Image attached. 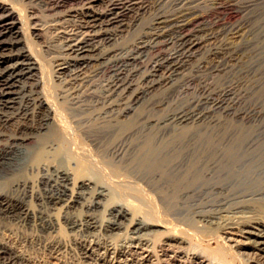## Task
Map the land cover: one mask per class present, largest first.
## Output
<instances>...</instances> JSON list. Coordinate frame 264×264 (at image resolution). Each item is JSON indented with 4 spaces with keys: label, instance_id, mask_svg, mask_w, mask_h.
I'll return each instance as SVG.
<instances>
[{
    "label": "bare ground",
    "instance_id": "obj_1",
    "mask_svg": "<svg viewBox=\"0 0 264 264\" xmlns=\"http://www.w3.org/2000/svg\"><path fill=\"white\" fill-rule=\"evenodd\" d=\"M72 1L77 2L75 7L63 10L65 5L60 3L54 9L58 11L53 27L60 55L54 61L51 82L61 86L52 94L38 52L23 35L25 21L16 7L0 0V187L9 188L0 191V214L32 217L24 199L15 202L11 191L32 186L34 181L24 173L27 170L43 171L50 175H36L35 183L60 186L62 190L48 193L44 203L50 210L62 212L60 223L67 230L121 231L124 226L118 220L127 215L122 208L112 210L116 222L98 224L89 214L96 204L85 203L87 197H103L93 190L94 165L89 157L95 153L123 157L129 142L138 139L141 157L136 167L141 182L157 189L168 186L172 195L180 192L182 197L201 193L203 188V196L215 200L213 214L200 218L203 227L211 224L220 230L227 251L236 252L241 261L264 257V136L208 132L222 128L216 111L230 112L231 94L222 100L209 98L205 96L208 86L194 76L187 82L196 84L201 94L198 100L160 121L141 115L145 107H153L154 90L166 87L171 96L184 85L178 80L202 41L197 37L205 32L202 16L195 15L189 3H177L176 10L157 14L149 24L150 31L123 50L114 42L137 22L135 17L129 20L131 14L135 16L134 10L147 8L151 0ZM169 46L172 51L152 55L157 48ZM226 49L229 51L228 46ZM212 55L219 60L217 68H224L229 60L223 50ZM94 63L97 68L87 75L85 70ZM99 74L107 77L94 87L92 79ZM239 115L264 118V112L254 109ZM59 157L67 161L68 171L56 166ZM77 207L89 215L71 220ZM133 217L125 227L135 235L130 245L98 253L100 246L84 240L78 242L82 256L95 259V264L150 262L151 255L143 247L147 234L155 233L153 228L159 225ZM45 219V230H64L57 218ZM184 243V239L169 236L160 252L172 260L184 255L191 264H228L223 251L212 256L184 253ZM4 244L0 242V264H31Z\"/></svg>",
    "mask_w": 264,
    "mask_h": 264
},
{
    "label": "rangeland",
    "instance_id": "obj_2",
    "mask_svg": "<svg viewBox=\"0 0 264 264\" xmlns=\"http://www.w3.org/2000/svg\"><path fill=\"white\" fill-rule=\"evenodd\" d=\"M7 1L17 8L18 14L25 21L23 35L31 41L34 51L38 52L39 61L44 67L46 82L48 81L47 88L52 94L57 92L61 85L51 82L53 64L60 55V42L53 27V20H56L58 11L54 9L61 4L65 5L61 9H70L75 7L77 2L72 0ZM180 2L189 3L194 7L195 15L202 16L201 22L205 32L204 35L197 33V37L202 41L197 46L194 56L188 59L187 70L180 77L182 79L178 80V83L184 85L176 89L171 96L168 90H164L166 87L154 90L153 96L151 95L153 107H145L142 117L160 121L198 100L201 94L196 84L187 82L189 78L197 76L208 86L205 96L222 100L225 98L224 95L231 94L229 96L230 106H232L230 112L220 109L221 111L217 110V115L215 114L221 120L222 128L209 129V133L264 136L263 117H258L256 120L239 115L253 109L264 112V0H151L147 8L144 5L142 9L134 10L135 16L131 14L129 20L132 22L134 19L131 17H135L137 22L130 24L113 45L129 50L150 31L149 24L157 14L176 10L179 7L176 4ZM21 46L24 48L25 45ZM227 46L229 51L226 49ZM167 49L172 51L173 48L171 46L159 48L161 52L157 48L152 55H162ZM216 50H223L229 59L224 68H217L219 60L212 55ZM96 68L97 64L94 63L90 70L86 69L85 72L91 75L90 73ZM85 72L83 71L84 74ZM106 77L107 75L104 76V74L96 75L92 79V84H95L94 87L99 86ZM21 83L29 85L25 81ZM70 112L71 110L68 111L69 115L73 117ZM70 121H73L72 118ZM134 143L136 145H133ZM139 143L138 139L131 140L129 149L123 157L120 155L118 158L111 153L109 155L93 153L94 155L90 154L89 157L94 165V173L90 177L91 181L96 183L93 190L103 195L98 199L87 197L85 203L96 204L89 214H92L98 224L105 221L116 222V212L112 210L122 208L127 215L119 219L118 223L120 222L124 229L112 234L99 228L90 232L84 231L83 228L67 230L61 224L62 212L52 211L44 203L48 193H59L62 189L55 184L37 186L35 176L39 177L43 174L49 176L50 173L42 171L38 174L35 170H27L24 173L32 179V182L34 181L32 186L28 185L25 189L22 187L13 189L14 191L11 192L15 202H18V199H24L25 206L33 215L23 219L5 217L0 214V242L5 243L4 245L31 264H95V259H85L82 256L78 242L85 240L97 244L101 247L98 253H102L103 249L127 247L135 235L125 227L128 225V220L134 216L133 218L138 220L159 225L153 228L155 233H148L146 236L147 245L143 248L151 255L150 262L146 264H191L184 255H181L182 258L178 260L162 255L160 252L162 243L169 236L185 240V243L181 245L184 253L194 252L212 256L223 251L225 254L223 258L228 264H247V262L248 264H255V262L264 264V257L258 258V256H252L255 259L247 262L242 260V262L237 258L236 252L233 251L234 255L232 251H227V245L220 235V230L211 224L203 227L200 218L209 217L215 209L214 198L203 196V188L201 193L182 197L180 192L172 195V188L168 186L157 189L141 182L140 173L136 167L141 157ZM63 159V157L57 158L55 164L60 167L59 169L68 171L67 161ZM1 190L9 191V188L1 186ZM77 208L70 217L71 220L80 221L89 215L84 209ZM44 216L57 218L59 224L65 227L64 230L55 233L45 230Z\"/></svg>",
    "mask_w": 264,
    "mask_h": 264
}]
</instances>
